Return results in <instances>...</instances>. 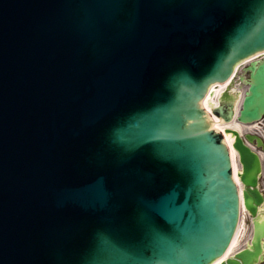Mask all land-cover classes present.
Returning <instances> with one entry per match:
<instances>
[{"label": "water", "instance_id": "1", "mask_svg": "<svg viewBox=\"0 0 264 264\" xmlns=\"http://www.w3.org/2000/svg\"><path fill=\"white\" fill-rule=\"evenodd\" d=\"M263 48L264 0H0V264H208L239 190L252 236L220 264H255L254 135L224 128L239 189L201 100ZM243 70L251 123L264 56ZM233 98L211 112L231 121Z\"/></svg>", "mask_w": 264, "mask_h": 264}, {"label": "bare ground", "instance_id": "2", "mask_svg": "<svg viewBox=\"0 0 264 264\" xmlns=\"http://www.w3.org/2000/svg\"><path fill=\"white\" fill-rule=\"evenodd\" d=\"M249 59H252L251 57L248 58ZM224 84L225 83H219V84H216L214 85V83L210 84L206 90V97L204 98V100L202 101L203 105L205 108L207 109H210L211 107V103L213 102V100H215V98H217V94L219 93V91H221V89L224 87ZM208 89H210L209 92ZM214 126L216 127V129H219V130H222L224 129V127L226 125L230 126V127H234L236 129H238L239 131H243V129L246 128V126H243V125H239L238 123L236 122H230L229 124H224L223 122H221V120H219L215 115H213V120H212ZM225 139L228 141L229 143V146H230V150L232 152V158H233V168L236 172V168L238 167V164L236 162V159H235V151L234 149L232 148L231 146V136L229 134H225ZM242 216L244 217V214H246V209L243 208L242 210ZM239 227V225H238ZM240 228V227H239ZM238 232H239V229L236 230V232L234 233L233 237H232V240H231V244L230 246L226 249L225 253L219 257L215 262H213V264L215 263H218L223 257H226L227 255H229L230 253L233 252L234 249H236L238 246L237 245V241H238ZM214 261V260H213ZM211 264V262L209 263Z\"/></svg>", "mask_w": 264, "mask_h": 264}, {"label": "rangeland", "instance_id": "3", "mask_svg": "<svg viewBox=\"0 0 264 264\" xmlns=\"http://www.w3.org/2000/svg\"><path fill=\"white\" fill-rule=\"evenodd\" d=\"M222 121V119H221ZM263 170H264V160H263ZM247 215L244 214L243 221L240 223V228L238 232V241H237V248L242 247L244 243L248 240L249 238V231H250V226H249V221L247 219Z\"/></svg>", "mask_w": 264, "mask_h": 264}, {"label": "flooded vegetation", "instance_id": "4", "mask_svg": "<svg viewBox=\"0 0 264 264\" xmlns=\"http://www.w3.org/2000/svg\"><path fill=\"white\" fill-rule=\"evenodd\" d=\"M262 137H263V140H264V132H262ZM256 150H260L261 151V155L264 156V142H263L262 145L257 147ZM263 187H264V176H263ZM259 211H260V214H261V219L264 221V193H261V203H260ZM257 264H264V237L262 238V257L258 261Z\"/></svg>", "mask_w": 264, "mask_h": 264}]
</instances>
